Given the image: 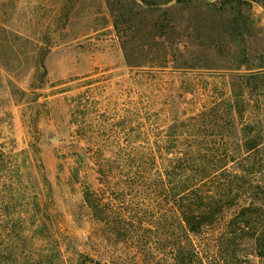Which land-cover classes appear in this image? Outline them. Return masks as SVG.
Masks as SVG:
<instances>
[{
	"label": "rangeland",
	"instance_id": "1",
	"mask_svg": "<svg viewBox=\"0 0 264 264\" xmlns=\"http://www.w3.org/2000/svg\"><path fill=\"white\" fill-rule=\"evenodd\" d=\"M263 71L264 0H0V150L35 154L26 195L54 221L24 258L55 248L62 264H226L219 230L174 227L171 204L114 203L128 223L118 240L91 219L83 191L152 184L154 167L103 177L93 152L110 158L128 132L152 142ZM250 98L248 117H264V91Z\"/></svg>",
	"mask_w": 264,
	"mask_h": 264
},
{
	"label": "trees",
	"instance_id": "2",
	"mask_svg": "<svg viewBox=\"0 0 264 264\" xmlns=\"http://www.w3.org/2000/svg\"><path fill=\"white\" fill-rule=\"evenodd\" d=\"M247 81L200 112L174 120L152 142L144 135L136 142L128 132L125 146L110 158L94 151L93 161L105 178L104 169L116 165L154 167L158 173L152 184L144 182L137 189L96 193L85 188L91 219L115 239H126L128 223L112 212L114 203L131 194L153 197L171 204L168 212L180 221L174 227L191 234L218 229L217 247L226 264H264V117H248L256 110L250 97L264 91V71ZM36 158L25 150H0V264H62L55 248L32 259L23 255L34 234L54 226L53 219H43L38 194L26 195L36 180ZM108 191L115 199H106Z\"/></svg>",
	"mask_w": 264,
	"mask_h": 264
}]
</instances>
